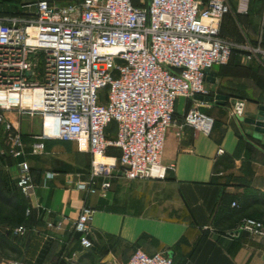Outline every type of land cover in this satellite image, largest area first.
<instances>
[{
	"label": "built area",
	"instance_id": "obj_1",
	"mask_svg": "<svg viewBox=\"0 0 264 264\" xmlns=\"http://www.w3.org/2000/svg\"><path fill=\"white\" fill-rule=\"evenodd\" d=\"M34 8L31 17L0 16V127L6 152L20 159L40 154L45 141L75 143L78 152L89 156L86 178L74 182L85 194L104 195L116 173L129 181L164 180L172 170L161 158L176 100L190 102L179 128L208 136L214 119L200 110L211 105L205 71L226 65L234 50L248 59L264 58L258 47L219 37L230 12L226 0H81L67 6L38 0ZM247 8L248 0H240L237 11ZM228 109L240 119L244 102L234 100ZM9 112L40 119L30 154L6 119ZM109 149L118 156L109 155ZM16 166V187L29 200L35 194L30 167L26 160ZM54 176L46 173L45 179ZM93 213L83 205L73 223L83 250L93 246ZM237 230L264 239V224L258 220L242 218ZM25 231L19 226L14 233ZM107 264H172V258L136 249L125 262Z\"/></svg>",
	"mask_w": 264,
	"mask_h": 264
},
{
	"label": "crops",
	"instance_id": "obj_2",
	"mask_svg": "<svg viewBox=\"0 0 264 264\" xmlns=\"http://www.w3.org/2000/svg\"><path fill=\"white\" fill-rule=\"evenodd\" d=\"M36 1L0 0V16L31 17ZM48 1L67 6L81 0ZM226 2L230 12L221 22L219 37L264 52V0H248L246 12L237 11L240 0ZM247 55L234 50L229 62L213 67V75L205 79L210 91L206 100L213 101H208L209 108L200 110L214 119L210 135L179 128L190 102L176 100L173 126L166 133L161 158L162 165L172 170L164 180L129 181L116 173L104 195L99 191L85 194L74 182L86 178L89 159L73 142L45 141L40 154L14 159L15 165L27 161L35 194L26 200L30 209L23 226L26 231L20 235L14 233L17 227L11 230L6 239L15 251L0 249V264L123 262L135 243L150 255L167 253L172 264H264V239L245 232L238 238L230 237L243 216H226L235 211L232 203L254 193L264 195V141L255 138L242 121L253 117L264 104V58L248 59ZM234 100L244 102V114L237 120L228 109ZM5 117L19 130L24 150L30 154L33 137L40 131L32 133L40 128V122L36 128V123L27 121L22 131V117L13 112ZM218 149L223 151L221 155ZM223 158L232 161L231 168L214 173L215 163ZM15 169L16 182L17 166ZM46 173L55 176L45 179ZM83 205L94 211L89 236L93 246L89 250L79 246L73 231ZM256 208L263 214L262 206ZM48 223L59 225V229L48 227Z\"/></svg>",
	"mask_w": 264,
	"mask_h": 264
},
{
	"label": "trees",
	"instance_id": "obj_3",
	"mask_svg": "<svg viewBox=\"0 0 264 264\" xmlns=\"http://www.w3.org/2000/svg\"><path fill=\"white\" fill-rule=\"evenodd\" d=\"M114 124H110L107 133L109 136L114 134ZM109 155L118 156V151L115 149L108 150ZM12 159V158H10ZM89 159V157H88ZM3 157L0 156V166L5 167L6 163ZM17 162V160H15ZM222 167V169L219 168ZM232 161L228 158H223L218 160L214 166V173L218 174L221 170H227L231 168ZM70 168V167H69ZM89 172V163L87 167L86 175ZM215 180L212 178V181ZM0 201H2L3 206L7 208L5 211V216L3 217V211H0V249L9 248L12 252L15 250L8 245L6 237H8L16 227L24 226L26 217L25 211L28 207L26 199L21 195L18 188L16 187V182H10L6 175L0 171ZM256 206H262L264 209V195H259L254 193L253 195H248L245 198L241 199L239 202L235 203V211L227 214V217L233 216V214H239L243 218H252L258 220L264 224V212L263 214L259 212ZM242 218V217H241ZM76 234V233H75ZM78 239L79 235L76 234ZM138 249L137 243L132 246L130 254ZM89 255L88 253L86 254ZM125 262V261H123Z\"/></svg>",
	"mask_w": 264,
	"mask_h": 264
},
{
	"label": "rangeland",
	"instance_id": "obj_4",
	"mask_svg": "<svg viewBox=\"0 0 264 264\" xmlns=\"http://www.w3.org/2000/svg\"><path fill=\"white\" fill-rule=\"evenodd\" d=\"M27 121H31L32 123H36V128L40 122V119L38 117H35V118H27V117H22V131H25L26 130V124H27ZM41 129V126L40 128L38 127L36 130H34L32 134H38L37 133V130L40 131ZM30 139L28 138V141ZM5 143H4V135H3V131L0 130V152H4V155L2 156L3 159L5 160L4 162L6 163L5 165V168H3L2 166H4V164L2 166H0V171H2V173H4L6 175V177L8 178V180L10 182H14L15 180V177H16V169H15V163L16 161L14 159H10V157L7 155V152L6 150L8 149L7 147H5ZM84 158H86V160H88V156L87 155H83ZM59 165V164H58ZM79 172H83L81 170H78ZM7 210V208H5V206H3L2 204V201H0V211L4 212L3 213V217L6 215L5 214V211Z\"/></svg>",
	"mask_w": 264,
	"mask_h": 264
},
{
	"label": "water",
	"instance_id": "obj_5",
	"mask_svg": "<svg viewBox=\"0 0 264 264\" xmlns=\"http://www.w3.org/2000/svg\"><path fill=\"white\" fill-rule=\"evenodd\" d=\"M205 74L207 76L206 79H208L209 76L213 75V73H211L209 70H206ZM208 101L212 102L213 99H209ZM220 104H224V103L220 102ZM242 121L244 124H246L248 127L252 129L255 138L262 139L264 141V104L259 105L257 107V112L253 117L244 118ZM235 233H236V238H238L239 235L241 234V230H237Z\"/></svg>",
	"mask_w": 264,
	"mask_h": 264
},
{
	"label": "bare ground",
	"instance_id": "obj_6",
	"mask_svg": "<svg viewBox=\"0 0 264 264\" xmlns=\"http://www.w3.org/2000/svg\"><path fill=\"white\" fill-rule=\"evenodd\" d=\"M106 160H102L101 162H105Z\"/></svg>",
	"mask_w": 264,
	"mask_h": 264
}]
</instances>
